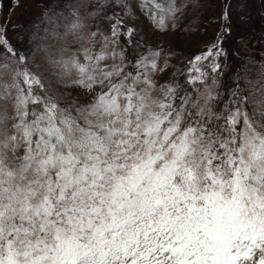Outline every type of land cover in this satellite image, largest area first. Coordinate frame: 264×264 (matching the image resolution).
<instances>
[{"label": "snow or ice", "instance_id": "snow-or-ice-1", "mask_svg": "<svg viewBox=\"0 0 264 264\" xmlns=\"http://www.w3.org/2000/svg\"><path fill=\"white\" fill-rule=\"evenodd\" d=\"M0 264H264V0H8Z\"/></svg>", "mask_w": 264, "mask_h": 264}, {"label": "rangeland", "instance_id": "rangeland-1", "mask_svg": "<svg viewBox=\"0 0 264 264\" xmlns=\"http://www.w3.org/2000/svg\"><path fill=\"white\" fill-rule=\"evenodd\" d=\"M8 0H0V9L5 8V6L7 5Z\"/></svg>", "mask_w": 264, "mask_h": 264}]
</instances>
